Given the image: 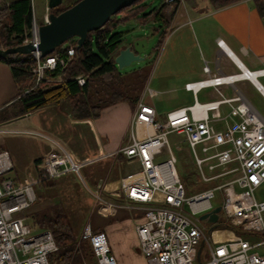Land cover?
Returning a JSON list of instances; mask_svg holds the SVG:
<instances>
[{"label": "built area", "instance_id": "obj_1", "mask_svg": "<svg viewBox=\"0 0 264 264\" xmlns=\"http://www.w3.org/2000/svg\"><path fill=\"white\" fill-rule=\"evenodd\" d=\"M45 9L44 23L48 22L49 14L47 6ZM36 32L34 23L32 37L24 43H35ZM73 41L68 39L60 46L65 55L31 53L35 60L31 71L36 83L61 80V76H46V71L66 66L74 54ZM217 44L225 48L221 39ZM237 65L239 72L221 75H211L209 67L204 65L206 77L187 82L184 87L195 94L201 88L232 84L239 78L255 81L258 73L264 74V69L249 71ZM75 79L79 85L85 83L81 75ZM152 93L146 87L137 100L128 140L119 149L124 156L140 163L138 174L127 179L122 192L143 209V219L135 224L134 230L146 264H264V252L257 249L264 246V238L251 242L244 234L216 226L208 234L199 224L202 220L196 218L197 214L212 209L214 192L220 190L223 202L219 220L223 218L249 235L264 234V199L255 196V190L264 183V118L242 95L225 98L220 91L218 99L206 102L195 99L193 104L172 109L159 118L145 98V94ZM234 101L229 114L239 116L240 120L228 124L224 130L215 129L211 120L220 117L219 105ZM170 133L183 136L182 141L187 144L201 179L215 181L211 187L191 197L185 196L175 168L176 157L168 143ZM162 148H166L165 160H159ZM38 168V179L17 182L7 175L12 169L8 152L0 150V264H57L53 255L58 246L52 232L34 229L25 222L22 213L35 201V182L67 172L78 174L80 164L66 152L53 148L40 158ZM95 196L107 209L129 207ZM76 241L77 246L82 241L88 242L93 264H118L103 232H94L86 225ZM203 248L204 261L201 259Z\"/></svg>", "mask_w": 264, "mask_h": 264}, {"label": "crops", "instance_id": "obj_2", "mask_svg": "<svg viewBox=\"0 0 264 264\" xmlns=\"http://www.w3.org/2000/svg\"><path fill=\"white\" fill-rule=\"evenodd\" d=\"M46 6L44 0V10ZM44 10L38 19L43 18ZM142 25L136 22V31L130 34L128 44L143 38L147 45V37L139 33ZM218 39L225 48L217 44ZM156 52L145 86L153 93L145 94V98L159 118L172 109L193 104L195 99L197 102L218 99L219 91L225 98L242 95L264 118V74L258 73L255 81L239 78L232 84L201 88L195 94L184 87L187 82L206 77L204 65L209 67L211 75L237 73L240 71L237 63L249 71L264 69V15L253 0H240L217 9L204 0H183L177 5ZM17 97L18 88L10 66L0 60V150L8 152L12 163L7 175L17 182L36 180L40 177L38 163L45 153L53 148L66 152L80 164L79 173L74 174L94 201L87 220L80 223L79 235L89 225L92 231L106 235L118 264H146L134 230L135 224L143 219V209L122 192L127 179L138 174L140 163L119 151L128 140L130 116L137 101L133 106L127 102L109 105L98 118H75L66 101L16 115L13 102ZM235 103L219 105L220 117L211 120L215 129L224 130L228 124L240 120L239 116L229 114L230 106ZM48 180L52 179L33 184L35 201L22 213L25 222L34 229L40 228L34 222L36 217L55 205L49 200L40 202L36 190ZM95 194L129 207L107 209Z\"/></svg>", "mask_w": 264, "mask_h": 264}, {"label": "trees", "instance_id": "obj_3", "mask_svg": "<svg viewBox=\"0 0 264 264\" xmlns=\"http://www.w3.org/2000/svg\"><path fill=\"white\" fill-rule=\"evenodd\" d=\"M77 1L79 0H74L69 6L49 9V12L58 14ZM148 1L135 0L111 15L102 27L88 32L80 47H77L76 38H72L74 54L66 66L46 71L48 77L61 76L60 81L36 83L31 71L35 62L31 53H12L1 57L0 60L6 61L10 66L18 88V97L13 102L15 114L27 113L62 101L69 103L71 115L75 118H98L103 108L117 102H127L133 106L147 81L149 62L130 72H121L114 62V56L124 46L123 32L117 28L129 21L140 24L153 21L158 28V40L153 47L157 51L179 4V0L171 3L161 0L159 5L151 7ZM204 1L217 9L240 0ZM253 1L259 13L264 15V0ZM32 16L31 0H0V49L22 45L25 39L32 37ZM36 21L38 25L44 23L42 19ZM60 46L50 54L65 55V50H60ZM78 75L84 77L83 85L77 83L75 77ZM34 222L40 228L52 232L58 246V251L53 255L57 264H69L78 254L88 256L93 264L88 242L82 241L76 245L69 219L60 206H51L37 216ZM217 223L216 227H228L245 236L248 234L225 222L223 218Z\"/></svg>", "mask_w": 264, "mask_h": 264}, {"label": "rangeland", "instance_id": "obj_4", "mask_svg": "<svg viewBox=\"0 0 264 264\" xmlns=\"http://www.w3.org/2000/svg\"><path fill=\"white\" fill-rule=\"evenodd\" d=\"M73 1L74 0H62L59 6H69L70 4H72ZM160 1L161 0H149L148 2L150 3L151 7H155L159 5ZM43 10H44V0H32L33 24L37 22L36 19L42 16ZM45 12L46 9L44 10V14ZM42 20L44 22V15ZM36 25L38 26L37 23ZM156 27L157 24H155L153 21H146L145 23H143L141 31L139 33L147 37V48L143 51L144 59L139 61H134L131 65L123 67L122 69H120L121 72L138 69L140 67H143L145 63L148 62H149V67L151 69L152 65L155 62V58L157 56V52L153 49L155 43L158 40V30H157L158 28ZM136 28H137L136 22L134 21L125 22L118 26L117 30L123 32L124 39L122 41V45L126 46L128 42L130 43L129 40H131L132 38L130 34L136 31ZM147 82L144 84L142 90L145 89ZM199 100H202V97L199 96ZM182 137H183L182 135H178L176 133H170L168 135V143L170 149L172 150L173 154L176 157L175 168L180 178V181L184 186L185 196L188 198L208 187H211L215 181L204 182L201 179L197 166L194 163L192 154L190 153L187 144L184 141H182L183 139ZM165 150L166 148H162L163 154L159 157V160H165L167 158V154L165 153ZM81 172L83 174L84 171L81 170ZM88 185L92 188V186L89 183ZM36 190L37 193L38 192L40 193L39 195L40 202L43 203L45 200H49L52 203V205L56 204L62 208L63 212L67 215L70 221L74 235L80 236L79 235L80 227H81L80 223L87 220L89 215V210L91 209V206L93 205L94 201H92L93 198H91L90 194L85 189L83 183L77 179V176L74 173L65 174L57 179L48 180L44 186L40 185L36 188ZM214 193H215V197L211 200L212 208L216 206H220L223 202V196L221 191L216 190ZM255 196L257 199H264V183L255 190ZM201 215L202 213L197 214L196 218L199 219ZM199 224L203 226L206 230V233L209 234L208 231L212 227V224L206 223L204 221H199ZM217 228L215 227L214 229ZM246 237L250 239L251 242H255L263 239L264 234L253 233L250 235L247 234ZM199 247H201V243L199 244ZM257 249L261 252H264V246L259 247ZM88 258H89L88 256L78 254L76 257H74L72 263L83 264L84 261H87V264H92L91 260ZM201 259L202 261L205 260L204 248L202 251Z\"/></svg>", "mask_w": 264, "mask_h": 264}, {"label": "water", "instance_id": "obj_5", "mask_svg": "<svg viewBox=\"0 0 264 264\" xmlns=\"http://www.w3.org/2000/svg\"><path fill=\"white\" fill-rule=\"evenodd\" d=\"M133 1L135 0H79L58 14L49 12L48 22L37 26L35 43L28 42L0 49V58L12 53L30 54L36 51L41 56H46L71 38H76L77 47H80L88 32L102 27L111 15L129 6ZM61 2L62 0H47V7L53 9ZM146 48V40L143 38L135 39L131 44L121 47L114 56L116 66L122 69L134 61L143 60L142 53ZM220 210L221 207L216 206L199 217L200 220L212 224L209 231L217 226Z\"/></svg>", "mask_w": 264, "mask_h": 264}, {"label": "bare ground", "instance_id": "obj_6", "mask_svg": "<svg viewBox=\"0 0 264 264\" xmlns=\"http://www.w3.org/2000/svg\"><path fill=\"white\" fill-rule=\"evenodd\" d=\"M254 76V74L252 75V77Z\"/></svg>", "mask_w": 264, "mask_h": 264}]
</instances>
